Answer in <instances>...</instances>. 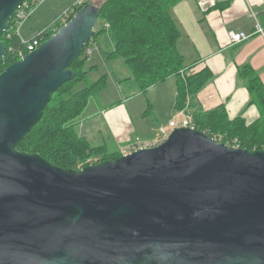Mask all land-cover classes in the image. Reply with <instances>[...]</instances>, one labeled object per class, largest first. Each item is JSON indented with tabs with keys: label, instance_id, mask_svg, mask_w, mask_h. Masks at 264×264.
Listing matches in <instances>:
<instances>
[{
	"label": "water",
	"instance_id": "1",
	"mask_svg": "<svg viewBox=\"0 0 264 264\" xmlns=\"http://www.w3.org/2000/svg\"><path fill=\"white\" fill-rule=\"evenodd\" d=\"M26 1L0 0V65ZM98 17L85 5L0 74V264H264V151L185 127L79 170L17 149Z\"/></svg>",
	"mask_w": 264,
	"mask_h": 264
},
{
	"label": "trees",
	"instance_id": "2",
	"mask_svg": "<svg viewBox=\"0 0 264 264\" xmlns=\"http://www.w3.org/2000/svg\"><path fill=\"white\" fill-rule=\"evenodd\" d=\"M179 1L101 0L99 5H95L92 0H85L70 19L85 5L96 6L99 17L94 36L70 66L75 72L74 79L63 84L52 95L41 119L21 140L17 149L38 154L52 165L68 170H79L89 164L121 157L119 153H109L105 146L91 147L74 130L73 122L85 110L89 99L107 88L109 79V75L104 74L97 81L75 91V87L96 68H87L88 58L84 53L92 43L108 68L116 61L121 62V66L132 74V77L121 83L131 82L138 93L174 79V110L188 113L195 130L229 147L250 152L264 151V85L251 67H242L238 75L245 81L251 105L258 109L259 117L253 123L247 124L241 116L230 119L223 106L209 111L194 106L195 94L210 80L212 74L207 69L181 74L188 72L194 65L186 69L183 57L177 50L180 33L169 12ZM60 27L57 19L39 37L44 42ZM1 41L6 48V55L0 65V74L18 60L17 53L23 49L14 19L10 21ZM112 79L118 82L116 78ZM189 108H192L190 113L187 112ZM87 159L91 161L83 164ZM78 164L83 165L79 168Z\"/></svg>",
	"mask_w": 264,
	"mask_h": 264
},
{
	"label": "crops",
	"instance_id": "3",
	"mask_svg": "<svg viewBox=\"0 0 264 264\" xmlns=\"http://www.w3.org/2000/svg\"><path fill=\"white\" fill-rule=\"evenodd\" d=\"M204 7L198 9L188 0H180L170 9V16L180 33L177 50L183 57V65L186 69L194 65L181 74L203 69L210 71L212 77L195 94L194 106L202 111L223 106L230 119L241 116L251 124L259 117L258 109L251 105L245 81L238 74L242 67L249 66L264 85V0H207ZM257 27L261 31L255 33ZM231 32L253 35L231 47L228 40ZM160 85L164 86V92L168 91L169 102L174 104V79ZM160 85L132 96L131 101L153 93L152 102L146 101L145 109L140 103L133 102L128 106L125 99L116 103L94 102V108L89 110L90 98L86 109L73 122L76 134L86 139L91 147L105 146L111 154H120L123 147L136 139L153 140L161 126L154 125L153 120L162 100L160 91H153ZM148 113L152 114L150 119H147Z\"/></svg>",
	"mask_w": 264,
	"mask_h": 264
},
{
	"label": "rangeland",
	"instance_id": "4",
	"mask_svg": "<svg viewBox=\"0 0 264 264\" xmlns=\"http://www.w3.org/2000/svg\"><path fill=\"white\" fill-rule=\"evenodd\" d=\"M77 1L78 0H42L40 3L32 6L30 9L29 17L24 22H22L19 27L20 36L23 39H28L36 35L37 33L43 31L48 26H50L55 20L59 19L62 15H64L66 12L71 11V9L73 8V4ZM100 1L101 0H92V3L95 5H99ZM188 2L195 8L199 9L200 5L198 0L196 2L195 0H188ZM87 63V68H90V66L93 65H95L97 68L88 73L86 80L77 85L75 87V91L84 88L88 83L97 81L104 74L109 75V79L107 81V88L102 92L98 93L95 97H92L95 98L96 101H92L94 99L91 98V100L89 101V110H92L94 108V102L116 103L117 101H124L125 99H127L126 105L129 106L133 102L140 103L142 107H144V109L146 108V101L152 102L150 98L154 96L152 95L153 93H147L146 95H144V97L141 96L138 97V99L131 101L134 97L133 95L137 93V90L131 82L121 83V81L132 77V74H129L128 70L121 66L120 61H116L110 66V68H108V66H106V64L103 62L99 52L95 50L90 59L87 61ZM113 77L116 78L119 83L116 81L114 82V80L112 79ZM163 87V85H160L159 88L153 91H160L159 95L162 97V100L158 105L159 109L157 110L158 112L155 115L156 119L153 120V124L156 125V123H158L163 127H168V120L170 118L178 121L181 119L182 115L188 116L191 119L190 115L186 112H178L179 114H177V112L174 110L173 102H169L168 91L164 92L162 90ZM191 110L190 108L189 110L187 109L189 113ZM131 115H133L132 112ZM147 115H149L147 119H150L152 114L148 113ZM90 161V159H87L85 162H83V164H87ZM83 164H78L79 168H81Z\"/></svg>",
	"mask_w": 264,
	"mask_h": 264
},
{
	"label": "built area",
	"instance_id": "5",
	"mask_svg": "<svg viewBox=\"0 0 264 264\" xmlns=\"http://www.w3.org/2000/svg\"><path fill=\"white\" fill-rule=\"evenodd\" d=\"M41 1L42 0H27L18 8L16 15L13 19H14V24L17 27V34H18L19 38H20V35H19L20 25L22 24V22H24L29 17L31 7L40 3ZM84 2H85V0H78L77 2H75L72 6L73 8L71 9V11L66 12L64 15H62L58 19L59 26L65 25L69 21L73 12L78 7L83 5ZM198 2H199L200 7L202 8L206 5L207 0H198ZM55 29L53 31H55ZM259 31H261V29H260V27H257L255 33L259 32ZM41 33H42V31L37 33L35 36H33L32 38H30L28 40H24V39L20 38L21 43L23 45V49L18 51V53H17L18 60L23 59L27 54L36 50L37 47L43 42V39L39 37L41 35ZM252 35L253 34H246L243 32H239V33L231 32L228 35L229 46L233 47V46H236L238 44H241V43L247 41ZM95 50H96V47L92 43L90 44V46H88L86 48L84 53H85V56H87V58H88L87 60L90 59V57L92 56V54L94 53ZM180 114H182V113H180ZM167 126L168 127L160 126L157 130V136L153 140L141 141L139 139H136L134 142L128 143L127 146L122 148V150L120 152L121 156H125L127 154H130L132 152H136L138 150L155 148V147L159 146L160 144H162L167 139L169 134L175 128L185 127V128L194 129V127L192 126L191 119L185 115H182L181 119L178 121H176L174 119L169 121Z\"/></svg>",
	"mask_w": 264,
	"mask_h": 264
}]
</instances>
